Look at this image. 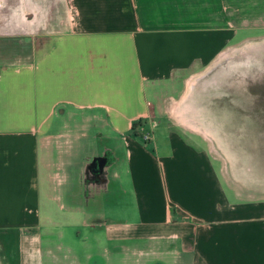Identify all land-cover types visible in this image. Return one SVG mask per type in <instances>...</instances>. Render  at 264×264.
<instances>
[{
    "label": "crops",
    "instance_id": "1",
    "mask_svg": "<svg viewBox=\"0 0 264 264\" xmlns=\"http://www.w3.org/2000/svg\"><path fill=\"white\" fill-rule=\"evenodd\" d=\"M0 33L23 38L0 51V264H60L55 225L88 231L86 264H264V200L174 115L218 105L264 0H0Z\"/></svg>",
    "mask_w": 264,
    "mask_h": 264
},
{
    "label": "rangeland",
    "instance_id": "2",
    "mask_svg": "<svg viewBox=\"0 0 264 264\" xmlns=\"http://www.w3.org/2000/svg\"><path fill=\"white\" fill-rule=\"evenodd\" d=\"M256 40L233 49L226 47L218 54V86L213 85L210 94L218 97V105H176L174 112L207 137L208 149L218 157L222 182L232 187L239 199L249 201L264 200V39ZM22 45V37L0 33V51L15 55ZM200 81L191 78L188 87ZM55 226L52 239L60 242V264H86L87 254L79 252L90 240L88 231L82 229L75 238L72 229ZM60 229L63 238L57 237ZM101 245L91 254L102 262ZM69 248L77 251L79 263ZM129 256L138 257L135 253Z\"/></svg>",
    "mask_w": 264,
    "mask_h": 264
},
{
    "label": "built area",
    "instance_id": "3",
    "mask_svg": "<svg viewBox=\"0 0 264 264\" xmlns=\"http://www.w3.org/2000/svg\"><path fill=\"white\" fill-rule=\"evenodd\" d=\"M150 136H151L150 132L147 131L141 132V137L144 140V142L149 141Z\"/></svg>",
    "mask_w": 264,
    "mask_h": 264
},
{
    "label": "trees",
    "instance_id": "4",
    "mask_svg": "<svg viewBox=\"0 0 264 264\" xmlns=\"http://www.w3.org/2000/svg\"><path fill=\"white\" fill-rule=\"evenodd\" d=\"M138 124H140V122H139ZM136 125H137V124H134V128H135Z\"/></svg>",
    "mask_w": 264,
    "mask_h": 264
}]
</instances>
